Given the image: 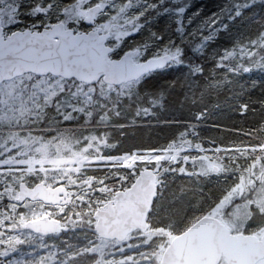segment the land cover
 I'll list each match as a JSON object with an SVG mask.
<instances>
[{"label": "trees", "instance_id": "obj_1", "mask_svg": "<svg viewBox=\"0 0 264 264\" xmlns=\"http://www.w3.org/2000/svg\"><path fill=\"white\" fill-rule=\"evenodd\" d=\"M75 2L48 0L41 5L20 2L14 13L15 23L6 30H41L48 10H53L49 22L56 23L65 20L68 10L76 6ZM144 2H150L153 8L137 22L148 24L150 32H136L111 56L118 58L123 50H141L148 43L163 46L170 40L180 39L179 53L173 64L132 83L137 95L149 94L157 98L152 113H125L104 118L102 112L106 107L93 105L90 112L66 119L65 112L53 108L40 122L0 126V130H29L0 133V143L10 136L30 135L53 144L67 145L64 142H68L71 152L75 153L84 152L95 142L102 158L170 150V155L165 152L167 157L162 161V166L168 170L165 185L162 176L159 185V192L166 196L164 199L158 196L154 203L149 214V231L146 234L135 232L126 241L113 246L115 241L100 240L92 225L87 223V216L91 217L114 193L130 186L143 169L138 163H133L136 165L133 168L79 166L70 169L65 178L56 183L67 187L73 195L64 214L56 217L67 227L66 232L47 237L25 233L19 220L26 219L25 207L33 204L10 205L0 198V264H98L108 259L125 261L124 264H158L161 245L165 246L169 237L182 233L219 204L260 158L261 151L251 149L261 146L259 140L264 141V0L250 4L241 0ZM168 10H187L202 19L216 17L212 33L203 37V49L197 48L198 38L184 40L176 27L170 29L162 16V12ZM0 14L7 20V13ZM84 29L83 26L81 30ZM238 48L248 50V56L240 64L231 56H225L226 52ZM30 78L39 79L32 75ZM66 84L79 85L75 81H66ZM183 146L205 150L218 160L222 167L220 176L203 180L204 176L199 173L187 179L189 176L182 168L194 173L198 167L184 166V162L193 159L196 153L184 151ZM9 149L10 156L18 152L15 148ZM215 149H219V153H215ZM0 151H4L2 146ZM94 152L90 150L89 154ZM261 164L264 166V159ZM38 178L27 182L44 181L40 179L43 177ZM189 180L195 191L187 189ZM47 184L56 186L51 181ZM3 189L0 183V197ZM81 195L86 196V201L91 199L87 209L86 201L78 199ZM166 197L176 199L174 211L170 208L167 212ZM158 206L165 208L157 210ZM100 242H105L106 246L98 252L96 248Z\"/></svg>", "mask_w": 264, "mask_h": 264}, {"label": "rangeland", "instance_id": "obj_2", "mask_svg": "<svg viewBox=\"0 0 264 264\" xmlns=\"http://www.w3.org/2000/svg\"><path fill=\"white\" fill-rule=\"evenodd\" d=\"M48 0H0V13H7V20L2 18V26L5 31V35L12 33L7 32L8 26L14 25V13L17 10L16 6H20L25 3H35L41 5ZM245 4H250L257 0H241ZM99 4L103 8V12L96 21V27L102 28L103 32H110L111 41L108 45L114 49H122L123 42L128 37H132L136 32H142L146 30L150 32V28L146 23L142 24L139 18L143 17L147 11H150L153 6L150 2L145 3L144 0H76L75 5L68 10V16L65 20L61 19L59 22L64 23L66 28L73 29L77 32L90 30L91 28L84 24L85 11L93 6ZM53 11V10H51ZM48 10L45 15L44 28H49L50 15L52 12ZM60 13V11L58 12ZM163 19L168 23V26L172 30L176 27L177 33L180 34L182 39H199L197 44L198 49H203L205 44L203 37L209 35L213 31V27L216 25V17L202 19L196 15L187 12V10H168L166 13L162 12ZM56 21V23H59ZM20 30V29H19ZM22 30V29H21ZM180 40V39H179ZM179 40H170L163 46H157V44L148 43L141 49V57L136 61L141 62L146 57H158L165 54H169L176 57L179 53ZM127 50H123L125 53ZM121 53V54H122ZM152 55V56H151ZM225 56H231L239 64L245 61L248 56V50L238 48L226 52ZM254 64H258L254 61ZM96 86V85H95ZM84 86L79 84V88L75 84H66L61 78L57 77H45L37 80L31 79L29 76L21 77L13 81L5 82L0 85V126L19 125L28 123H37L48 117L50 109L55 108L58 112H65L66 119L76 117L81 113L90 112L93 105H102L106 107V110L102 112V117L109 118L110 116H120L125 113H133L134 115H148L154 111V107L157 103V98L149 94L137 95L134 92V85L132 83L117 87L105 86L100 83L97 87ZM130 103H135L134 105ZM133 108V109H132ZM44 130V129H42ZM51 130V129H45ZM29 131L28 129H10L0 130L3 132H21ZM237 132V131H236ZM29 134V133H28ZM14 135V134H13ZM248 136V135H247ZM262 141V140H259ZM65 144H53L52 142H43L41 139L27 136H10L0 143L4 151H0V183L3 184L4 189L1 194V199L9 201L10 205L22 204V199L18 196L19 184L24 182L29 187H32L38 183H41L47 187H53L47 184L51 181L56 185L57 181L65 178L66 172L70 169L78 168L79 166H88L91 168H103L105 164L107 166L115 163L124 167L136 166L132 163H138L141 168H150L157 176V186L160 185V177L163 178V184L165 185L164 178L166 175V166H162V161L167 157L165 152L170 155V150L156 151L145 154H138L131 157H110L102 158L98 152L99 145L92 142L84 152L72 153L69 148V143ZM6 146V147H5ZM9 148H15L18 152L8 155ZM7 149H9L7 151ZM175 147L172 149L175 151ZM91 150L95 152L93 155L89 154ZM183 150L186 152H194L193 159H187L184 162V166L190 165L191 168L197 165L198 170L191 173L185 168H182V172L188 174L190 179L197 174L204 176L203 180H208L209 176H220L221 164L213 156H211L205 150L193 148L190 146H183ZM251 150L261 151L260 158L256 161L252 168L247 172V176L243 177L240 182L232 187L227 192L225 197L214 208L208 211L205 216H211L217 218L224 223L229 229L236 233L252 234L260 237L264 234V224L257 226L255 223L254 214L257 209L260 213H264V196H261V189L264 188V143L261 142V146H255ZM219 149H215V153H219ZM229 151V149H226ZM141 153V152H140ZM11 165V166H10ZM10 167V168H7ZM13 167V168H12ZM17 167V168H14ZM162 167V169H161ZM214 168H217V172H214ZM43 177L44 181H37L34 183H28L30 179H39ZM134 181V180H133ZM132 181V182H133ZM191 181H188L189 187ZM132 184V183H131ZM130 184V185H131ZM162 185V186H164ZM61 186V185H57ZM187 188L190 192L195 189L193 187ZM254 188L255 191L251 192L250 189ZM159 189V187H158ZM165 187H162V190ZM69 191V197L73 201V195ZM85 190H83L84 193ZM115 194V193H114ZM187 194V193H185ZM85 195V194H84ZM78 198L84 200V197ZM163 199L166 194L163 192L159 195ZM110 197H108L109 199ZM112 198V197H111ZM110 198V199H111ZM168 198L166 203L167 212L170 208L174 211L173 203L176 202L175 198ZM170 198V199H169ZM88 199V198H86ZM109 199V200H110ZM88 201L85 202L86 209L88 207ZM163 201V200H161ZM160 201V202H161ZM64 205H57L51 208H47L41 203H33V205H26V212L28 215L26 219H20L19 224L23 230L24 223L27 220L39 219L47 217L49 219H56V217L63 215L65 211ZM25 206V205H24ZM157 207V210L165 208ZM169 207V208H167ZM171 211L170 213H173ZM169 213V214H170ZM260 217L261 215L258 214ZM80 219V216H76ZM79 222L78 219L75 220ZM87 223L94 225L95 219L93 214L91 217L87 216ZM253 226V227H252ZM24 231V230H23ZM26 233V232H25ZM168 235V232L165 234ZM26 237H29L26 234ZM169 237V236H168ZM172 237H169L166 245H161L159 259L165 250ZM105 242L98 243L97 251L105 249ZM119 264H124L125 261H118ZM160 261H158V264ZM98 264H113L112 259L98 261ZM259 264H264V261Z\"/></svg>", "mask_w": 264, "mask_h": 264}, {"label": "water", "instance_id": "obj_3", "mask_svg": "<svg viewBox=\"0 0 264 264\" xmlns=\"http://www.w3.org/2000/svg\"><path fill=\"white\" fill-rule=\"evenodd\" d=\"M102 12L100 5L85 11L84 23L94 26ZM0 18V84L31 74L37 77H59L88 86L100 80L106 85L120 86L137 81L149 73L165 69L173 57L162 55L136 62L139 50H130L111 60L113 50L106 46L110 33L101 28L74 33L63 23L39 32L16 31L4 37ZM217 171V168H214ZM156 175L151 169L141 171L132 186L115 194L113 199L94 213V231L99 238L123 242L130 234L148 229L147 216L156 196ZM23 200L44 205L69 204L63 187H46L25 183L18 187ZM24 230L40 236L66 231L60 222L47 217L30 220ZM264 258V234H232L213 217L199 219L189 229L174 237L164 250L160 264H256Z\"/></svg>", "mask_w": 264, "mask_h": 264}, {"label": "clouds", "instance_id": "obj_4", "mask_svg": "<svg viewBox=\"0 0 264 264\" xmlns=\"http://www.w3.org/2000/svg\"><path fill=\"white\" fill-rule=\"evenodd\" d=\"M77 88H79V85H77ZM251 192H254L255 189L252 188L250 189ZM261 196H264V188L261 189ZM254 214H260L261 216H264V213H260L259 212V209L256 210V212ZM120 242L116 241V242H113V246H118ZM113 264H119L118 261H113Z\"/></svg>", "mask_w": 264, "mask_h": 264}, {"label": "flooded vegetation", "instance_id": "obj_5", "mask_svg": "<svg viewBox=\"0 0 264 264\" xmlns=\"http://www.w3.org/2000/svg\"><path fill=\"white\" fill-rule=\"evenodd\" d=\"M254 220L257 221V222L255 223L257 226H260V225H263V224H264V216H261V217H260L258 214H256ZM262 261H264V259H262L260 262H262ZM260 262H259V263H260ZM259 263H257V264H259ZM220 264H225V261H224V260H221Z\"/></svg>", "mask_w": 264, "mask_h": 264}]
</instances>
